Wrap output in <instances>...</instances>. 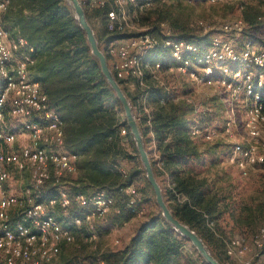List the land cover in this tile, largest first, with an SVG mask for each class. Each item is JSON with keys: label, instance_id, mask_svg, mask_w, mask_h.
I'll return each mask as SVG.
<instances>
[{"label": "built area", "instance_id": "built-area-1", "mask_svg": "<svg viewBox=\"0 0 264 264\" xmlns=\"http://www.w3.org/2000/svg\"><path fill=\"white\" fill-rule=\"evenodd\" d=\"M167 1L80 0L85 10L103 12L91 19L102 22L108 32L115 34L116 38L103 45V51L124 91L137 96L131 104L134 111L142 108L150 114L147 100L153 87L164 88L167 99L193 104L203 88L212 90L213 96L226 97L230 105L227 120L221 126L216 119L207 125L194 120L189 134L207 142H231L230 163L249 176L252 166L264 165V36L260 35L262 40L247 34L249 25L243 17V12L254 5L253 0H208L234 5L240 16L224 21L221 33H216L215 26L205 19L191 20L190 27L200 30L203 36L215 31L203 50L194 41L176 37L168 22L143 23L148 12ZM254 1L264 8V0ZM10 3L0 0V19ZM259 20H264L262 15ZM33 50L25 38L11 39L0 24V264H63L62 246L76 241L77 229H85V240L94 244L97 256L93 264H105L97 246V223L119 212V208L104 189L72 194L66 184V178L77 171L78 156L66 149L62 118L32 76ZM167 58L172 63L166 67ZM165 74L181 77L185 84L181 88L188 87L191 93L175 91ZM239 101L244 104L248 145L236 139L233 129ZM161 103L165 104L166 99ZM138 116L137 120L141 119L142 113ZM147 124H152L150 116ZM121 132L125 134L126 129ZM19 136H24L25 142L16 153L9 147ZM13 168L29 175L30 187L23 194L8 192ZM48 188L56 193L46 195ZM124 191L129 197L128 206L137 217L142 216V192L134 185ZM73 203L82 213L67 223L61 222L55 208L67 211ZM208 225L213 228L214 221ZM223 240L226 255L237 264H264V224L249 237L237 234ZM120 243L115 238L113 244Z\"/></svg>", "mask_w": 264, "mask_h": 264}, {"label": "trees", "instance_id": "trees-1", "mask_svg": "<svg viewBox=\"0 0 264 264\" xmlns=\"http://www.w3.org/2000/svg\"><path fill=\"white\" fill-rule=\"evenodd\" d=\"M164 7L148 12L144 19L150 21L152 13H156L151 24L168 22L171 9L163 10ZM102 13L86 9L90 23L91 17ZM260 15L264 18V12L254 5L243 12L249 25L247 34L256 37V32H264V20H259ZM0 24L11 39L25 38L34 49L32 76L40 82L51 105L62 118L66 149L78 156L76 173L66 178L71 193L88 194L91 190L104 189L115 198L119 208L111 221L118 225L131 221L136 215L128 206L129 197L124 189L135 186L145 170L137 166L126 171L122 168L126 160L132 161L140 156L123 107L102 74L98 60L92 55L86 34L72 8L66 0H11ZM168 24L176 37L196 42L200 50L209 45L215 32L199 35V30L191 28L187 20L172 19ZM171 63L170 58L164 60L166 67ZM181 91L187 92L189 88ZM126 94L134 105L137 96L127 91ZM163 99H166L165 104L161 103ZM147 105L151 108L150 114L144 113L142 108L134 112L136 117L142 113L138 122L146 146L155 141L163 168L171 176V196L167 198L164 194L169 207L177 218L203 238L222 264H227L218 254L220 237L217 234L222 235L219 221L228 214L241 230L253 225L259 227L264 224V194L253 204H243L239 214L232 213L220 191H211L207 178H199L186 168L190 161L200 156L198 146L189 134L190 124L196 119L204 125L211 124L215 114L206 110L197 112L195 104L184 99H167V92L162 87L152 88ZM190 114L196 118H191ZM149 116L151 126L147 124ZM122 129H126L125 134ZM127 145L133 146L134 154L129 152ZM153 167L158 179L161 173L154 164ZM147 184L152 189L150 183ZM179 196L186 199L181 202ZM68 210L71 214L66 213ZM68 210H63L58 219L63 220L65 216L68 220L82 213L76 203ZM209 221H214L213 228L208 225ZM184 240L189 241L160 213L143 221L128 244L106 249L102 251V257L105 264H193L190 259L184 260ZM82 251L79 249L78 254H83ZM198 259L201 264H208L199 253ZM66 263L86 264L85 259L80 261L78 256Z\"/></svg>", "mask_w": 264, "mask_h": 264}, {"label": "rangeland", "instance_id": "rangeland-1", "mask_svg": "<svg viewBox=\"0 0 264 264\" xmlns=\"http://www.w3.org/2000/svg\"><path fill=\"white\" fill-rule=\"evenodd\" d=\"M254 7L259 8L258 2L252 1ZM258 3V4H257ZM260 5V4H259ZM164 9H171V15L169 17L168 23L173 20H179L180 22L187 20V22L195 19L202 18L207 20L210 24L215 26L216 33H221L220 25L229 19L236 18L240 16V12L234 5L229 4H219V3H211L208 0H193L191 3L189 0H168L167 4L164 5ZM262 12H264V8H259ZM156 13H152V19L150 21L145 20V23L151 24L153 23V18L155 20ZM145 18V17H144ZM149 22V23H148ZM94 19H91V25L94 28L96 36L101 41L100 47L102 50L107 41H110L115 37V34H112L107 31L104 24L100 26L97 24ZM200 31V30H199ZM197 32L199 35L202 33ZM161 34V30L157 31ZM264 33V32H263ZM263 33H257L256 37L263 40ZM203 35V34H201ZM210 41V40H209ZM104 45V46H103ZM166 81L171 85V87L180 93L183 88L182 85H185L182 82L181 77H169L165 74ZM188 93H191L190 91ZM129 98V97H128ZM130 99V98H129ZM131 102V100H130ZM132 104V102H131ZM133 105V104H132ZM195 106L197 112L210 111L212 114H215V119L217 120L215 123L218 126H221L227 120V114L229 111V102L226 100L225 96H213L212 90L208 88L200 89V92L195 98ZM237 125L233 127L234 132L236 134V139L243 143L244 145L249 144V138L247 135V130L245 128V110L243 101H239L237 105ZM136 114V113H135ZM199 114V113H198ZM193 118V115H189ZM196 116V115H195ZM196 118V117H194ZM193 118V119H194ZM197 120V119H196ZM150 136H153L150 135ZM149 136V137H150ZM191 137V136H190ZM191 139L198 146L200 151V156L196 157L194 160L190 161L186 168L193 172L199 178H207L208 185L212 192L220 191V195L223 196L224 202L229 205V208L232 213L239 214L240 208L243 204H253L259 197H262L264 194V165H254L252 166L251 173L249 176L242 175L241 171L229 161V155L232 150V143L227 140H219L215 142H207L203 138H193ZM25 142L24 136H19V139L9 147V150L18 153ZM147 150L149 151L152 164L156 166V168L161 173L158 177V180L162 186L164 194L167 198L171 196L170 190L172 185L171 176L164 170L163 162L161 160L160 154L156 148L155 141H151L147 144ZM129 152L134 154V148L132 145H127ZM133 166H137L138 169H142L143 165L141 159L135 160H126L122 164L123 170H130ZM144 169V168H143ZM13 173L18 178L23 179L27 182V186L30 187V179L29 175L26 172H19L17 169L13 168ZM147 176L146 173H142L139 177L135 186L142 192L143 200H142V208L144 209V214L140 217L135 216L133 219L139 220V222H143L150 218L151 216L158 215L161 213L160 208L156 202V196L153 188L151 189L147 184ZM46 195H53L56 193L52 188H48L46 190ZM91 193V192H90ZM88 193V194H90ZM183 196H179V200L182 202L184 199ZM144 200H146L144 202ZM174 202V201H172ZM169 203V202H168ZM54 213L58 218L61 213H64L62 209L58 207L55 208ZM66 213L71 214L70 210ZM115 214L112 213L109 215V222L114 225L113 228H117V232L114 234L111 229H103L99 222L97 223V231H98V239L97 246L101 248L103 244L110 242L114 248H118L124 245L123 234L120 232L121 227L123 228L128 222H124L123 224H114L111 221V217ZM225 217V218H224ZM219 221V230L221 232L222 238H218L219 240V252L218 254L225 260L227 264H237L231 258H229L225 253V246L223 238L231 237L237 234H244L246 236L252 235L257 229L258 225H253L251 228L240 229L237 228L235 223L231 221L228 214H226ZM72 218V217H71ZM70 219L60 220L63 223H67ZM106 223V222H105ZM108 227V224H104V227ZM121 226V227H120ZM111 228V227H110ZM85 229L76 230V241L73 244H64L62 246V263L65 264L67 260H73L75 256H78L79 260H84L87 264H93L95 262V253L93 250L94 244L85 240L86 235ZM101 232V233H100ZM83 236V238H82ZM115 238H119L121 243L119 245H114L113 242ZM184 244V260L190 259L193 264H201L200 259H198V251L195 247H193L190 241H183ZM79 249H82L83 254L79 255ZM81 252V253H82ZM79 253V254H78ZM183 260V261H184ZM67 264V263H66Z\"/></svg>", "mask_w": 264, "mask_h": 264}, {"label": "water", "instance_id": "water-1", "mask_svg": "<svg viewBox=\"0 0 264 264\" xmlns=\"http://www.w3.org/2000/svg\"><path fill=\"white\" fill-rule=\"evenodd\" d=\"M66 2L72 8L76 20L85 32L87 41L91 49V53L98 60L102 74L104 75L107 83L109 84L110 88L114 91L123 107V110L126 115V121L134 137L136 148L138 150L143 168L145 170L147 180L154 190L156 202L160 208L162 216L175 230H177L181 235L186 237L192 243V245L196 248V250L202 256L206 263L222 264L215 257V255L213 254L207 243L203 240V238L188 224L177 218L169 207L164 197L162 186L157 179L150 154L146 148L144 136L142 134L139 122L131 105L130 99L128 98L120 82L115 78L109 66L108 58L100 47V43L96 36L94 28L87 18L85 8L81 4L80 0H66Z\"/></svg>", "mask_w": 264, "mask_h": 264}, {"label": "crops", "instance_id": "crops-1", "mask_svg": "<svg viewBox=\"0 0 264 264\" xmlns=\"http://www.w3.org/2000/svg\"><path fill=\"white\" fill-rule=\"evenodd\" d=\"M96 16V15H94ZM99 26L101 24H103L102 22H98L97 23ZM27 187V182L24 181L23 179L21 178H18L16 175H14V178L13 180L10 182V184L8 185V192L10 193H15V194H23L24 193V190L25 188ZM93 190H91L90 192H92ZM106 222V223H105ZM104 224H108V227L106 225V227H104L103 225ZM99 225H101V227L103 229H111L112 232H114V234L118 231L117 228H113L114 225H112L110 222H109V218H107V220L105 221H101L99 222ZM141 225V222H139V220H135V219H132L131 221L128 222V224H126L123 228L121 227L120 229V232H122L123 234V240H124V245L125 244H128L130 242V240L132 239V237L135 235L138 227ZM111 227V228H110ZM101 233V232H100ZM100 239V238H99ZM98 239V240H99ZM111 242V241H110ZM110 242L106 243V244H103V247L99 246L98 248V251L102 252L106 249H109V248H114V246H112L110 244ZM95 253H97L96 251H94Z\"/></svg>", "mask_w": 264, "mask_h": 264}]
</instances>
